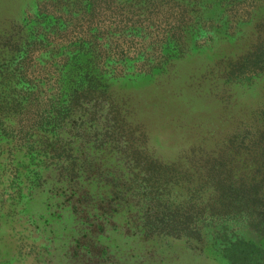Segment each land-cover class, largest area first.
<instances>
[{"label":"rangeland","instance_id":"374dc122","mask_svg":"<svg viewBox=\"0 0 264 264\" xmlns=\"http://www.w3.org/2000/svg\"><path fill=\"white\" fill-rule=\"evenodd\" d=\"M263 146L264 0H0V264H264L245 217L146 224L143 168L166 218Z\"/></svg>","mask_w":264,"mask_h":264},{"label":"trees","instance_id":"16d2710c","mask_svg":"<svg viewBox=\"0 0 264 264\" xmlns=\"http://www.w3.org/2000/svg\"><path fill=\"white\" fill-rule=\"evenodd\" d=\"M93 90H89L92 92ZM77 92V91H76ZM121 122H123L121 118ZM122 124V123H121ZM121 125L114 123L113 132L116 140L119 142V134ZM126 146L128 148L129 141L126 139ZM124 144V141L122 142ZM131 148L132 145L130 144ZM121 150V149H120ZM132 154L143 153L139 149H131ZM253 159L249 162H243L242 168L235 169L232 165V160L226 156H217L214 164L219 166L220 180L212 179L214 185L210 198L205 201L198 202L196 198H185L178 205V212H171L166 214L159 213V208L162 204L165 206L163 198H160L162 189L154 185L155 180H162L167 178V172L172 166L181 163L180 160H173L164 162L159 159H150L147 157L144 160L143 168L149 172V176L154 179L151 182L148 192L149 203L155 205V212L145 217V222L148 225L154 224L157 230L173 231V232H186L190 234H200L204 225L205 216L216 219L233 220L245 217L249 223L260 233L264 238V146L261 152L256 153ZM238 166V165H237ZM211 170V169H210ZM175 173L170 176L178 177L180 171L175 167ZM216 176V175H215ZM168 177V178H169ZM163 201V202H162ZM149 206L146 208L149 213ZM177 207V206H176ZM175 209V208H174ZM179 235V234H176ZM102 255L108 254V249L103 248L99 251Z\"/></svg>","mask_w":264,"mask_h":264}]
</instances>
